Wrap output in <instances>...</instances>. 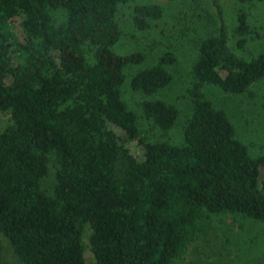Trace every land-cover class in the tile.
<instances>
[{
  "label": "trees",
  "instance_id": "1",
  "mask_svg": "<svg viewBox=\"0 0 264 264\" xmlns=\"http://www.w3.org/2000/svg\"><path fill=\"white\" fill-rule=\"evenodd\" d=\"M132 1L0 0V264H86V252L91 264H175L202 222L264 224V155H249L202 92L244 96L264 78V52L230 46L229 32L236 49L253 33L244 14L227 23L220 0H186L219 23L186 67L192 109L176 146L156 139L176 109L150 99L174 79L172 53L127 78L134 111L122 100L123 71L146 55L114 52L124 25L145 33L174 14Z\"/></svg>",
  "mask_w": 264,
  "mask_h": 264
},
{
  "label": "rangeland",
  "instance_id": "2",
  "mask_svg": "<svg viewBox=\"0 0 264 264\" xmlns=\"http://www.w3.org/2000/svg\"><path fill=\"white\" fill-rule=\"evenodd\" d=\"M132 2H134L133 6L145 5L147 2L158 3L164 6L166 11L174 9L175 15L172 14L156 23L149 32L145 33L132 32L127 24L124 25L129 32L121 43L114 46V52L128 55L143 51L147 56L143 54L145 58L140 65L129 66L123 71L125 80L121 87L122 100L129 110L135 109V106L130 104L134 98L126 90L127 78L141 68L152 65L160 55L172 53L177 59L172 66L174 79L168 87L158 91L150 99L163 101L176 109L174 129L168 134L160 133L156 139L178 146L182 141L175 131L179 129L180 132L181 125L185 123L192 109L186 88L189 79L186 67L196 55L194 53L196 39L214 31L213 29L219 23L218 15L211 7L209 11L214 17H207L199 22L195 18L190 3L186 0H134ZM220 3L224 8L223 20L233 24L238 14H244L253 31L242 49H236L233 45L235 35L229 32L232 36L230 46L234 54L248 59L264 52V0L247 2L220 0ZM205 89L211 94L213 106L222 109L227 114L234 129V136L245 145L249 155L253 158L264 155V78L254 83L244 96H231L211 85L202 88L203 94ZM3 124L4 118H1L0 126ZM114 131L123 137L121 131L116 129ZM178 140L180 143H177ZM141 154L142 151L140 152V148L137 147V155ZM260 181L264 182V168L260 171ZM202 225V237L198 238L186 251L183 259L175 264H218L220 260L221 264L229 262L232 264H264V224L262 222L220 216L202 222ZM217 252H229V259L219 258ZM6 255H8L7 260L11 261V256ZM89 260L90 254L86 252V264H91Z\"/></svg>",
  "mask_w": 264,
  "mask_h": 264
}]
</instances>
